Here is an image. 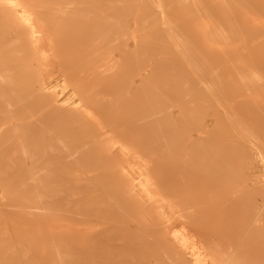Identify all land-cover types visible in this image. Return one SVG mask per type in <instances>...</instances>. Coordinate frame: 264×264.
I'll use <instances>...</instances> for the list:
<instances>
[{"label":"rangeland","instance_id":"rangeland-1","mask_svg":"<svg viewBox=\"0 0 264 264\" xmlns=\"http://www.w3.org/2000/svg\"><path fill=\"white\" fill-rule=\"evenodd\" d=\"M51 1L54 5L66 3ZM78 1L74 4L77 12L89 11L91 17L81 20L76 16L64 22L73 27L63 64L76 62V71L68 73L80 83L76 91L83 97L81 115L60 108L61 112L52 111L35 120L34 113L40 108L51 111L48 97L37 95L29 85L19 95L18 87L1 92L10 100L0 99V264H109L121 260L111 247L94 245V239L58 250L50 239V226L57 220L82 227L111 221L118 231L143 230L128 195L127 183L132 177L123 175L120 166L133 176L142 170L125 154L116 152L113 156L108 142L143 144L160 175L165 164L163 135L172 131L173 153L186 147L180 146L183 122L177 125L173 119L166 129L164 111L175 112L177 107L172 105L182 103V107L187 98L195 104L194 117L196 111L204 109L200 108L203 100H209L212 107H229L234 123L230 139L219 136L209 146V175L186 189L184 186V192L190 191L213 209L218 205L222 216L216 219L221 222L225 219V198L237 191L242 198L229 213L226 234L237 233L264 198V183L251 187L247 174L252 172L248 156L254 152L264 155V143L257 138L255 116L244 111V103L239 101L248 102L256 95V89L250 93L246 87L260 71L252 63L264 51V41L259 38L264 35L253 33L249 38L251 35L237 33L233 28L239 20L230 19L249 16L247 5L254 2L239 3L221 11L218 19L209 20V0ZM249 17L263 20L264 14ZM185 23L189 24L187 29ZM204 24L207 28L201 30ZM215 48L225 53L213 62ZM108 56L114 57L112 66L98 71L97 64ZM224 65L246 69V76L241 78L234 72L215 75L213 70ZM35 81L33 73L30 82ZM58 83L64 91L72 88L70 80ZM16 229L25 232L17 235L12 231ZM37 236L42 239L35 240ZM140 236L146 237L143 233ZM229 241L233 238L227 237L225 242ZM246 248L243 264H264V212L258 232ZM150 254L162 264H182L160 243L133 259L142 264V258L147 260Z\"/></svg>","mask_w":264,"mask_h":264},{"label":"bare ground","instance_id":"bare-ground-1","mask_svg":"<svg viewBox=\"0 0 264 264\" xmlns=\"http://www.w3.org/2000/svg\"><path fill=\"white\" fill-rule=\"evenodd\" d=\"M245 1L254 2L247 5L250 9L246 11L250 12L249 16L254 13L264 14V0H209L211 10H208L210 14L206 17L209 20L218 19L222 14L221 11L236 7ZM52 2L51 0H0V99L4 96V99L10 100L9 96L1 93L5 89L13 91L18 87L19 95L24 91L22 88L29 85L35 89L37 95L48 97L51 105V111L40 108L41 111L35 112V120L45 118L52 111L61 112L60 108L75 115H81L83 110L80 106L83 97L76 91V85L80 83L75 78H71L68 73L69 70H75L73 64L76 62L73 64L71 62V66L67 62V65L63 64V59L66 61L68 57L69 30L73 27L64 22H69L70 20L66 19H72V17L84 19L91 15L89 11L77 12L78 9L74 4L79 3L78 0H65V4L56 5ZM240 16L241 19L230 18L239 20L237 26L233 28L234 31L242 35H251L248 36L249 38L254 36L253 33L264 35V19L252 21V17L247 14ZM188 26L189 24L185 23L186 29ZM201 28V30L207 28V24ZM231 32L232 29L229 34ZM259 38L261 42L264 41L261 36ZM213 53L215 54L214 62L221 58L225 51L215 48ZM81 58L80 54L78 60ZM113 60L114 57L108 56L105 61L97 64V70L100 71L102 66L103 70H106L112 66ZM252 64L260 70L256 79L254 78L246 87L250 93L252 89H256L255 97L250 100L254 103L248 105L250 101L243 99L239 101L244 103L242 107L244 111L255 116L256 127L259 129L257 138L264 143V51L258 61ZM246 71L239 67L229 68V65L213 70L215 75L234 72L241 78L246 76ZM33 73L36 81L31 84L30 79ZM59 80H70L69 84L72 88L69 91L62 90L59 88ZM208 101L200 102V108L204 109L201 112L196 111V117L192 113L195 104L189 98L184 101L182 107V103L172 105L173 108L177 107L175 112L172 109L164 111L166 129L170 127L173 119L177 125L183 122L184 126L179 129L180 146L186 147H180L177 154L173 153L172 131L163 135L165 164L160 175L155 170L151 158L143 151V144L137 147L135 144L130 146L121 140L108 142L113 148V156H116V152L125 154L142 170L133 176L120 166L123 175L132 177L127 183L128 195L133 201V206L136 207L138 222L144 224L143 230H137L135 233L129 229L118 231V227L111 221L82 227L68 221L57 220L50 226L49 236L53 247L57 245L59 250L80 241L90 242L94 239L92 242L94 245L97 244L102 248L111 247L116 256L122 257L121 260H113L109 264H141L134 261L133 257L138 256L140 251L149 249L150 245L160 243L182 264H206V261L209 264H243L247 255L245 248L249 240L258 232L260 215L264 212V198L254 207L242 228L237 230V233L229 235L226 234L227 221L229 223L231 221L229 213L236 209L237 199L242 198L237 191H232L231 195L225 198V203L222 205L225 219L221 222L216 219L220 214L218 205H213V209L211 204L196 199L190 191L184 192V186L186 189L192 182L198 183L207 178L211 170L207 168L211 152L209 146L213 145L219 136L223 140L227 136L229 138L231 135L229 129L231 130L234 126L233 118H230L228 114L229 107L225 105L212 107ZM194 120L197 122H193ZM187 123L190 124L186 125ZM234 133L236 134V130ZM116 144L118 147H115ZM108 153L111 156V151L108 150ZM248 160L247 164L252 169L250 174L247 173L250 186H259L264 183V155L250 153ZM186 178L187 184L184 185ZM0 205H2L1 202ZM12 231L17 235L25 232L24 229ZM141 233L146 237L140 236ZM227 237L228 240L229 237L233 238V241L226 243ZM34 238L38 241L42 239V236ZM142 260V264H162L163 262L154 254H150L147 260L144 258Z\"/></svg>","mask_w":264,"mask_h":264}]
</instances>
